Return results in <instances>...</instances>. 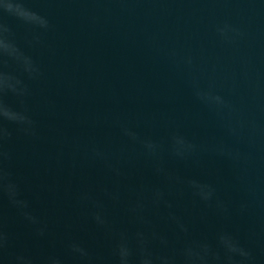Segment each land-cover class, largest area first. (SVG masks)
<instances>
[{
	"label": "clouds",
	"instance_id": "9594fccd",
	"mask_svg": "<svg viewBox=\"0 0 264 264\" xmlns=\"http://www.w3.org/2000/svg\"><path fill=\"white\" fill-rule=\"evenodd\" d=\"M14 17L29 29L22 46L5 17ZM50 28L46 16L28 7L25 0H0V264H257L256 254L250 246L241 241L236 232L220 229L214 240L206 237L195 238L189 227L175 214L169 196L176 190L182 195L187 189L193 197L205 206L215 210L217 215L227 220L233 209L229 201L222 199L214 183L205 180L181 176L168 167L171 159L186 166L198 167L201 157L211 153L218 157L230 158L232 153L223 145L207 148L203 143L190 139L179 130L172 131L167 140H157L142 135L136 128L119 115L105 117L94 124H112L119 128V134L133 145H139L141 154L150 162L154 177L160 183H139L129 185L127 196L121 189V180L126 179L127 168L133 158L124 146L110 147L94 137L85 142L73 138L69 142V163L72 169L82 164L99 167L111 183H101L95 189L84 186L75 195L76 203L89 210V216L96 228L112 241L110 258L94 254L78 239H68L63 244V251L53 250L34 255L21 248L12 250L13 236L6 226L4 202L15 209L24 225L31 229L37 240L49 237V227L32 210L31 201L25 195L23 181L12 168L14 153L10 148L14 132L25 138H39L38 123L33 118L29 99L33 95L30 82L43 77L39 63L25 51V47L34 48L40 43V37L34 31ZM238 32L230 25L217 27V32L229 39L227 33ZM175 56V52L170 53ZM187 65L192 58L184 59ZM193 95L200 103L217 113L231 104L212 86L202 88L193 82ZM234 133V129H229ZM124 205L135 230L117 227L109 217V206L116 208ZM165 209L161 216L165 222H171L176 228V242L158 229L150 217L152 210ZM249 205L241 202L236 211L243 215ZM255 232L249 233V239ZM177 244L179 246H177Z\"/></svg>",
	"mask_w": 264,
	"mask_h": 264
}]
</instances>
